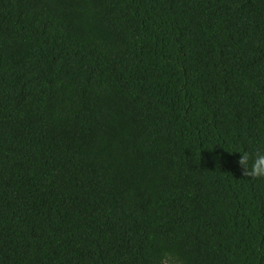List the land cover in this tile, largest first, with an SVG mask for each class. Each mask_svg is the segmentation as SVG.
Here are the masks:
<instances>
[{"label": "trees", "instance_id": "obj_1", "mask_svg": "<svg viewBox=\"0 0 264 264\" xmlns=\"http://www.w3.org/2000/svg\"><path fill=\"white\" fill-rule=\"evenodd\" d=\"M264 0H0V264H264Z\"/></svg>", "mask_w": 264, "mask_h": 264}, {"label": "clouds", "instance_id": "obj_2", "mask_svg": "<svg viewBox=\"0 0 264 264\" xmlns=\"http://www.w3.org/2000/svg\"><path fill=\"white\" fill-rule=\"evenodd\" d=\"M236 153L240 154L237 163L242 170V175L257 179L264 178V150L257 149L252 154L247 151H237ZM170 259V256L165 255L161 257V262L164 264Z\"/></svg>", "mask_w": 264, "mask_h": 264}]
</instances>
